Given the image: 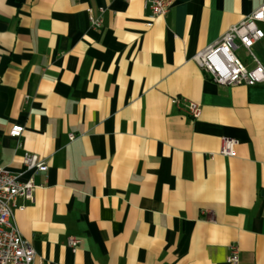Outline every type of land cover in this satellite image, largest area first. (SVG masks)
<instances>
[{
    "label": "crops",
    "instance_id": "crops-1",
    "mask_svg": "<svg viewBox=\"0 0 264 264\" xmlns=\"http://www.w3.org/2000/svg\"><path fill=\"white\" fill-rule=\"evenodd\" d=\"M171 1L151 18L141 0H0V168L37 186L11 219L33 264H228L233 244L264 264V84L219 85L194 62L264 0ZM252 53L264 67V39Z\"/></svg>",
    "mask_w": 264,
    "mask_h": 264
},
{
    "label": "built area",
    "instance_id": "built-area-1",
    "mask_svg": "<svg viewBox=\"0 0 264 264\" xmlns=\"http://www.w3.org/2000/svg\"><path fill=\"white\" fill-rule=\"evenodd\" d=\"M128 2L131 0H122ZM145 9L150 12L151 18H163L168 15L171 7V0H141ZM102 11L98 17L88 15L89 24L92 29H99L102 26ZM264 23V4L258 7L253 13L246 17L238 25L231 27L216 43L194 57L196 65L203 70L210 79L219 85L254 86L264 84V67L252 53V48L264 39V32L260 24ZM240 49L248 53L254 66L248 69L245 64L236 56ZM173 103L187 116L196 120L201 115V108L193 101L176 97ZM23 127L15 125L11 127L9 136L20 138ZM69 139H74L69 135ZM237 142L224 140L219 150V155L234 157ZM23 166L25 172L36 171L45 174L46 165L39 161L36 155L25 153L23 155ZM37 186L33 178L26 182L19 181V176L10 171L0 168V264H33L36 254L30 244L20 235L18 229L12 224V207L18 199L28 202L33 201V194ZM22 209V208H20ZM81 241L76 238H69L67 245L72 252H75ZM228 264H239V249L233 244L228 247ZM42 264V263H41Z\"/></svg>",
    "mask_w": 264,
    "mask_h": 264
},
{
    "label": "rangeland",
    "instance_id": "rangeland-1",
    "mask_svg": "<svg viewBox=\"0 0 264 264\" xmlns=\"http://www.w3.org/2000/svg\"><path fill=\"white\" fill-rule=\"evenodd\" d=\"M242 52H243V50H238V51L236 52V56L239 57V54L242 53Z\"/></svg>",
    "mask_w": 264,
    "mask_h": 264
}]
</instances>
